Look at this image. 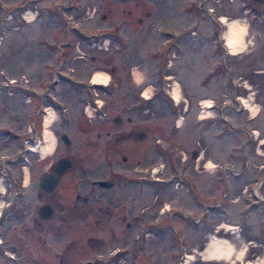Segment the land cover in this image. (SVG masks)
I'll list each match as a JSON object with an SVG mask.
<instances>
[{
	"label": "rangeland",
	"instance_id": "374dc122",
	"mask_svg": "<svg viewBox=\"0 0 264 264\" xmlns=\"http://www.w3.org/2000/svg\"><path fill=\"white\" fill-rule=\"evenodd\" d=\"M220 16L237 19L244 28L237 53L225 45ZM54 66L62 73L72 69L79 81L95 72L108 74L107 83L116 84L115 96L121 93L122 99L110 98L105 105L101 95L97 104L83 106L75 94L71 114L83 115L80 123L93 128L89 120L97 115V105L106 106L108 116L119 115L120 127L135 137L101 154L85 146V134H77L85 172L74 169L60 181L54 215L43 221L33 184L52 157L38 160L34 145L30 154L24 151L11 174L3 171L15 183L1 180L6 192L1 191L0 225L7 227L0 235L8 244L3 257L13 264H103L113 257L110 264H133L135 257L137 264H181L183 255L191 254L188 264H264V4L0 0L1 86L12 80L39 83ZM4 90L0 123L10 126L24 108L20 97L6 100ZM48 107L54 149L57 115ZM108 125L116 128L112 121ZM93 180L114 181L115 187L92 188ZM80 182H86L84 192ZM118 200L120 207L112 208L103 225L101 211L107 201ZM211 236L229 240L242 256L238 261L235 255L232 261L202 257Z\"/></svg>",
	"mask_w": 264,
	"mask_h": 264
},
{
	"label": "flooded vegetation",
	"instance_id": "af4514ba",
	"mask_svg": "<svg viewBox=\"0 0 264 264\" xmlns=\"http://www.w3.org/2000/svg\"><path fill=\"white\" fill-rule=\"evenodd\" d=\"M253 2L257 5L264 4L262 0H253ZM73 72L74 71L70 69L67 70V73H62L58 67L54 66L52 69H50L48 73V78L46 77L47 74H44L42 81L39 83L28 82V83H21L19 85H15L12 82L13 81L12 80L8 84H5L6 87L1 86L0 84V92L2 93L3 90L5 89L4 94H2L4 95L5 99L11 101L15 98L14 96L20 97V99L18 98L20 100L19 102L21 105H23L24 108L22 117H14V123L10 122L12 125L9 126L0 123V147L2 148V150L0 151V173L5 176L0 179L1 184L2 181L6 182L10 180H11L9 182L10 186L12 185V183H15L12 179L8 178V175L3 171L8 170L7 173L11 174V171H13L12 167L15 165V163L13 162L19 164V160H20L19 156L23 154L24 151L26 152V154H30V151L32 150L31 145H34L35 147L40 146V142L43 141V125L45 119L44 116L47 113V108H49L48 106L54 108L53 111L55 110L57 115L56 117L57 119L54 120L53 124H55V126L58 127V129L54 128V130L58 135V141L56 142L53 151L49 155L52 157L51 160L48 159L50 160L49 164L33 184L36 198L42 201V204L37 207V215L42 221L49 219H44L39 215V208L41 206L50 205L52 209L51 217H53L54 215L55 212L54 209L57 206V201L59 198V195L57 194V187L60 181L64 179L68 174H70L74 169L80 168L79 170L81 173L85 172V169L80 163L83 162L84 160L83 156L78 155L79 151L75 146V139L77 134H85V139H86L85 146L89 147L90 150L92 151L97 150L101 154L107 153L109 151L110 146L112 147L117 146L116 150H119L120 143L124 142L125 139L127 138L135 137L134 135H132L131 130L126 131L124 127H120L121 117L119 115L108 116L106 112V106L102 108L100 105H97L98 107L97 115L93 117L92 120L88 119L90 123L95 124L93 125V128L90 127L86 128L85 126H83L82 123H80V120L83 118V115L79 117H73V115L71 114V105H73L74 101L76 100L75 94L80 95L79 103L83 104V106L85 103H90V102L97 104L98 101L97 96L101 97V95H104L105 97L104 98L105 105L107 103V100L110 98H113V100L114 99L117 100L118 98L119 101L122 99L121 93L115 96L116 94L115 83L94 84L90 82L89 78L82 79L85 81H79L78 77L75 76ZM8 76L11 77V75L9 74ZM63 84H64V91L61 92L60 89L63 88L62 87ZM95 85H104V86L107 85V86L103 88V87H96ZM96 88L98 92L96 91ZM72 95H74L75 97H72ZM1 101H3L4 103L5 100L3 99ZM117 106L120 107L121 105H117ZM99 107H101L102 110H100ZM110 121L114 123L116 128H110V126L108 125V122ZM126 121H131V118L126 117ZM14 133L16 134V139H14L15 138V136H13ZM142 135L143 134L139 132L137 133L136 136L140 138ZM21 149H23V151H21ZM191 154H192L191 155L192 159L194 160L198 156V152L194 150L192 151ZM40 159H42V157H39L38 160ZM60 159L70 160L71 167L64 170L58 182L55 184V186L52 188L50 192H46L45 190L41 191L37 189L36 185L39 182L40 178L47 174L52 173L54 167L56 166L57 162ZM122 160L125 161V157H122ZM21 161L23 162V159H21ZM75 162H78L77 167H75ZM176 174L178 175L177 183L183 184L184 180L181 179L180 177L181 173H176ZM175 179L176 178H174L173 180ZM186 179L188 178L186 177ZM191 179H193V181L191 180L193 184V182H195L194 176ZM92 182H93L91 186L92 188L93 185L101 187V185L98 183L99 180H93ZM185 183L188 182L185 181ZM21 184L23 188L26 187V185H24L23 183V179ZM80 184H81L80 190L83 189L84 192V189H86L85 188L86 182L85 183L80 182ZM109 185L110 186L105 187L108 190L115 187V182L111 181ZM4 189L6 192L5 187ZM24 192L26 191L24 190ZM3 193L4 192H2V194ZM1 196L2 195L0 191V197ZM87 198L88 197L84 198V200H86ZM198 202H199L198 206L204 210L205 204L201 203L200 199L198 200ZM119 203H120L119 200L117 201L116 204H114V202L109 204L107 201V205H105V209H104L105 211L98 210V212L101 211V214L104 212L102 214L103 220H101V223L103 225H105L106 221L109 220L110 217H112L113 214L112 208L120 207ZM109 206H111V209H109ZM25 207L27 208L26 204ZM23 210L24 209H21L22 212ZM169 210L172 211L174 214L175 212L182 214V212L178 210V208H176V211L174 210V208H170L168 209V211ZM93 213L94 212L92 210L91 214ZM23 214L24 215L28 214V210L27 209L24 210ZM104 214H106L105 219L103 216ZM182 216H184L183 218L184 220L188 219V215L183 214ZM1 217H4V209L0 214V218ZM36 222L40 224L39 221ZM171 222L169 224V227L173 229ZM0 223H1V219H0ZM6 227L7 226L5 225H0V234L6 232ZM7 245H8L7 243H4V238L2 237V235H0V255H1L0 264H13L11 263V259L2 256L3 254L7 253V250L5 249ZM135 252L137 253V249H135ZM116 259L117 257H113L110 260L108 258L107 261L103 264H110L111 261H115ZM133 259H134L133 264H137V258L135 257Z\"/></svg>",
	"mask_w": 264,
	"mask_h": 264
},
{
	"label": "bare ground",
	"instance_id": "6f19581e",
	"mask_svg": "<svg viewBox=\"0 0 264 264\" xmlns=\"http://www.w3.org/2000/svg\"><path fill=\"white\" fill-rule=\"evenodd\" d=\"M220 20L226 25V29L223 33V38L225 40V45L229 49L230 53L234 54L237 53L240 49L239 41L244 34V28L239 23L237 19H232L230 21H226L225 16H220ZM90 82L94 84H105L108 82V74L102 73V72H95L90 76ZM148 93L147 91H144L143 97H147ZM172 95L175 98H178V92L177 90H172ZM243 103L245 104V109L251 111V115H255L253 112V109L251 110V107H249V104L246 102V100L241 99ZM205 104L209 105L210 102L206 101ZM52 117L53 112L52 110L45 116L44 119V125L45 129L43 132V141L46 142L44 145L36 146L33 148V150L37 151V153L43 158L47 154H50L53 151L54 146V137L53 135L47 130L51 123H52ZM210 167V165H207ZM211 169V168H210ZM0 191H4L3 185L0 182ZM0 205V209H1ZM200 254L202 257H215V260H228L232 261L233 256L235 255L236 260L242 256V250L239 252L234 249L233 244L225 239L224 237L219 236H211V238L208 239L207 243L204 245L203 249L200 251ZM193 258V255L187 254L185 259L182 261L181 264H188V262Z\"/></svg>",
	"mask_w": 264,
	"mask_h": 264
},
{
	"label": "water",
	"instance_id": "95a60500",
	"mask_svg": "<svg viewBox=\"0 0 264 264\" xmlns=\"http://www.w3.org/2000/svg\"><path fill=\"white\" fill-rule=\"evenodd\" d=\"M71 167V161L68 159H60L52 173L47 174L40 178L39 182L37 183V189L41 191L50 192L55 184L58 182L60 176L67 168ZM99 184L104 187L110 186V183L105 181H99ZM39 215L44 218L48 219L52 216V209L50 205H44L39 208Z\"/></svg>",
	"mask_w": 264,
	"mask_h": 264
}]
</instances>
